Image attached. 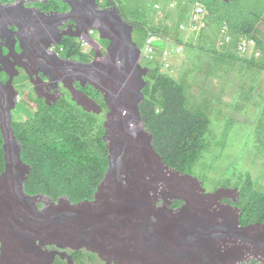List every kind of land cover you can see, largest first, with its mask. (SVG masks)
I'll return each mask as SVG.
<instances>
[{
    "label": "trees",
    "instance_id": "16d2710c",
    "mask_svg": "<svg viewBox=\"0 0 264 264\" xmlns=\"http://www.w3.org/2000/svg\"><path fill=\"white\" fill-rule=\"evenodd\" d=\"M0 1L6 4L15 3L18 0ZM96 1L109 7L117 6L119 10H122L123 18L135 27L133 40L141 50H144L146 41L151 36L158 39H173L172 42L174 41L177 45L185 44L179 35V28L183 23L182 13L185 9L187 11L191 9V18L193 19L195 5L200 4L204 8L201 20L205 22L206 28L208 27L206 22L217 20V34L220 35L221 28L226 26L232 39L229 45L220 48V50H212L205 47L204 44L190 41L186 43V46L198 48L213 55L215 62L221 65L225 75L231 73L230 78L238 76L231 82L233 85H244L241 76L245 74L244 72H248L245 69L254 72L252 78L255 83L256 80L259 82L260 75L264 73V37H262L259 27L262 16L258 13H248L243 7L232 9L237 4L236 2L241 0H196V2H193L195 0H173L168 5V7L172 6V9L169 10L170 14L158 22L156 19L159 9L156 7L161 8L158 3L153 4L151 13L141 5L140 10L132 17L133 21H130L127 16L125 17L124 9L120 7L122 1ZM2 3H0V17H8L11 12L16 13L18 7L24 5L21 3L19 6H4ZM79 5H83L87 11L92 8L101 15V20L105 18L103 11L106 8L101 6L102 9H99V5L90 0H83L79 2ZM189 5H193V8H189ZM60 17L63 18V16ZM20 18L28 19L21 15ZM36 24L39 25L38 28L42 26L41 21ZM56 27L62 31V33H58L57 41L64 44L61 46L66 48L67 60H77L69 61L72 68L80 69L77 66L89 68L86 74L87 79L78 78L81 73L79 70H77L76 79L69 66L63 72L64 77H71L72 80H70L73 83L74 81L90 83L92 80L94 87L104 95L108 102L110 113L104 124L94 114L84 112L72 103L66 95L51 106L45 104L42 107L37 102H33L34 100H31L30 104H25L27 109H24L25 113L23 114L27 119L19 118L12 124L9 123L8 134L1 123L0 174L5 172L0 175V179H10L13 166L14 169L22 168L23 175L20 180H15L14 189L18 196L32 204L33 211L39 218L38 223L49 222L50 228L55 226L64 229L69 237L66 240H61L55 237L47 239L42 236H33L25 239L22 236H16L14 240L24 243L23 247L25 248L29 246L28 249L37 256H47V264H86V261L94 263L98 257L83 249L86 246L90 248L89 251H96L94 241L91 239V229L89 230L90 223L86 222L83 217L73 216L66 209L53 207L63 199L68 208L82 211L84 208L96 205L101 200V195L105 194L109 184L115 182L123 187V175H126V181H130L138 169L135 161L139 157L136 158L135 155L141 151L143 144L147 146L150 154L159 161L164 169L177 177L182 176L194 181L199 190L206 194L205 196L216 198L220 201V205L238 211L240 217L237 222L241 225L240 231L246 232L253 225H264V188L250 175L235 177L232 183L231 180L225 181L226 185L237 193L236 200H229L227 194L219 195L218 191L206 193L202 183L197 178L190 176L193 175V172L198 171L196 169H201L204 166L206 159L204 157L212 145L210 134L212 122L206 110L189 105L187 89L183 84L163 72L161 62L158 60L149 61V65H144L148 69H139L140 76L137 75L136 78L137 80L145 79V82L140 88L133 85L138 94L137 98L133 104L122 107L117 98L107 91L106 84L116 75L122 74L129 85L132 79L129 69L125 68L121 61L117 66H113L112 61L116 59L112 50L113 54L107 55V61H102L97 57L90 64L78 62L82 61L80 59L85 55L79 54L82 47L80 43H70L73 40L69 38L68 22L65 20L64 23L56 24ZM197 35L200 38L202 36L199 32ZM244 39H253L257 42L261 52L259 57H256V54L249 57L248 54L238 52L239 43ZM124 40H126L124 35L118 34L117 38L113 40L114 49L120 41L124 42ZM127 41L130 42V40ZM108 46L104 47L108 48ZM153 48L156 51L160 50L155 46V43ZM102 66L106 68V73ZM97 67L102 69V76H96L94 73V69ZM33 69L31 68V70ZM37 72L32 76L34 80L39 79L36 77ZM42 72L41 69L40 73ZM82 74L84 73L82 72ZM248 76L245 74V77ZM2 79L4 80V78ZM46 87L44 85L42 89ZM91 90L100 98L97 100H101L103 103L100 93L92 88ZM103 106L107 110L104 103ZM4 111L3 109L2 112ZM6 120L4 119V123ZM206 170L210 173L214 172L213 167L206 168ZM206 176L205 178L208 179L209 174ZM231 184H234V187ZM153 192L156 194L155 201H158V188H154ZM160 194L164 206H173L172 211L178 214H184L187 211L188 205L184 198L165 193ZM43 196L50 199L51 206L46 207L43 203V208L39 209L38 205ZM230 201L237 204L229 205ZM6 224H9L8 221L2 220L0 226H6ZM156 229L154 218L150 221L146 220L145 223L139 225L137 231L139 238L134 241H138L141 247L149 249H159L162 246L164 251H167L169 245L172 248L170 252L176 258L183 259L181 260L183 264L198 263V244L201 240L206 239L209 233L207 229L200 227L198 232L193 230L191 235L166 234V238L160 236ZM68 241L79 243L81 247L69 244ZM9 243L10 239L0 237V264H12L7 253L10 249ZM194 246L197 247L196 250L192 248ZM105 253L107 254L105 250H100L98 255L107 263L110 257Z\"/></svg>",
    "mask_w": 264,
    "mask_h": 264
},
{
    "label": "rangeland",
    "instance_id": "374dc122",
    "mask_svg": "<svg viewBox=\"0 0 264 264\" xmlns=\"http://www.w3.org/2000/svg\"><path fill=\"white\" fill-rule=\"evenodd\" d=\"M28 1L37 2V0ZM40 1L42 2H31L33 9L30 8V4L24 6L23 9L26 11L36 10L42 14H49V12L52 14L54 12L61 14L66 9H69L58 0H50L49 4H44L45 0ZM120 1H122V6L120 7L124 9V15L130 21H133L132 17L140 10L141 5L144 6L147 12L151 13L153 11V4L158 3L161 6L159 11H157L158 17L156 21L158 22L167 14H170L168 5L173 0ZM193 2H196V0ZM23 3L25 4V1ZM236 3L232 9L243 7L248 13H258V15L262 16V22L259 24V27L261 35L264 37V0H241ZM72 7H74L72 9V15L76 14L77 18V30L83 24L87 27L94 26L97 31L103 28L107 32L108 40H100L99 35L101 32L98 31L99 35L95 39L98 40L99 44L101 41L106 46L110 40H115L118 34L124 35L126 40L119 42L123 44L124 50L115 52L113 55L116 60L112 62L113 66H117L119 61H121L124 67L129 69L132 79L128 85L122 74H118L106 84V89H108L107 91L113 97L117 98L120 106L123 107L124 105L127 106V104H133L138 95L133 85L140 88L145 82L144 79L137 80L136 78L137 75L140 76L139 69L143 68L140 64L141 61H139L141 50L134 48L127 41L133 39L130 33L134 26L128 24L124 20L125 18H122V10H120V14V12L117 13L113 8L106 9L103 11L105 18L101 20L100 16L89 13L83 5H79L78 0H74ZM188 7L193 8V5H189ZM191 11V9L188 11L185 9L182 13L181 20L187 30L179 32V35L184 42L191 39L195 40L197 37L189 31L192 23ZM4 19L5 17H0V33L8 31ZM20 21L23 22L24 20L20 18ZM206 24H208V27L203 29V32L201 31L202 36L199 43L204 44L205 47L211 48L212 50H218L220 35L216 32L218 27L217 20H212V22L208 21ZM24 26L27 27V25ZM29 26L31 27V24ZM82 29L84 28L82 27ZM39 30L41 29L39 28ZM39 30H37V33L42 40L50 39L46 33ZM27 31H29V27L26 28ZM14 32L17 33V31ZM2 39L4 40V37ZM12 40L13 45L16 43L15 48L21 47V44L15 41L18 39H10L9 36L8 41L11 42ZM21 42L23 43L25 41L21 39ZM48 43H51V40ZM70 43L83 44L80 40H73ZM193 43H196V41ZM2 44H4L5 48ZM0 46L4 48L1 49V56H5L4 54H6L5 58L7 60L13 57L11 48L8 49V46H10L8 42L5 44L1 41ZM155 46L160 48V50H172L176 47L175 44L167 45L162 41H157ZM64 48V46H61V53L57 54L61 60H63L61 56ZM65 51L64 56L67 54V51ZM18 52H21L20 49H18ZM80 54H84L86 57H93L89 46L82 45ZM13 60L15 61L9 60L10 65L7 64L0 68V74L2 73L1 77L6 82H2L3 85L9 88L11 93H14V98H11V106L8 105L10 107L8 116L10 120L13 116V121L19 118L25 120L27 119L25 114H23L25 113L23 112L24 109H27L25 104H30L31 100H34L33 102H37L42 107L45 104L51 105L47 104L43 99L40 100V96L38 98L37 92L39 87L37 86L38 90L35 89V92L30 83L29 76L25 74V70H13L8 74L9 79L5 78L6 74L4 73L12 65L15 66L20 62V58L16 55ZM168 62L171 64V68L165 69L163 72L184 85L187 89L189 105L194 108L206 110L212 122L210 133L212 145L204 157V159L206 158L204 166L201 169H196L198 171L193 172V175L190 176L197 178L202 183L206 193H215V190H217L219 195L227 194V199L229 200H236L237 193L231 190L233 188L226 185L225 181L228 182V180H231L230 182L232 183L235 177L239 178L242 175H250L256 182H260L264 188V73L260 75L259 82L256 80L255 83L252 78L254 72L245 69L248 72L244 73L249 76L245 77V74L241 76L244 85H233L231 82L233 79L238 78L237 75L230 78L231 73L225 75L223 68L215 62L213 55L208 52H203L198 48L190 47H185L180 55L172 56ZM149 64L147 61L142 60V65ZM26 71L29 72L27 69ZM16 73L19 75H16ZM241 77L239 76V81ZM32 81L33 83H38L39 79L34 80L32 78ZM63 81L66 84V89L70 93L67 94V97L84 112L92 111L85 108V106L89 107L88 102H92L96 108L97 105L99 106L97 95L92 92L91 88L90 91L85 92L86 87L84 88L82 84L76 81L73 84L75 89L72 90L68 81L65 79ZM43 87L44 85H41V89ZM41 89L40 92H42ZM126 91H130L132 95H127ZM51 92L54 93L53 96H57L55 90ZM91 93L92 95H90ZM4 95L6 96V94ZM15 97H18L17 103L15 102ZM54 102L52 101L51 103ZM100 103H102L101 100ZM1 105L3 106L2 103ZM105 105H109L107 101ZM2 106H0V111ZM3 109L5 111L0 113L2 115L0 117V129L1 123H3L5 132L8 134V124L12 121L8 119L5 107ZM96 111L98 114H95V111L87 113L94 114L100 122L105 123L107 114L106 107L103 106V109L101 107L99 109L97 108ZM4 119H7L6 123H4ZM141 147V151L135 155L136 158L139 157L135 161L138 172L136 171L133 174L130 181H126L127 177L123 175V187L115 182L109 184L105 194L101 195V200L90 208H84L85 211L68 208L66 201L63 199L53 207L66 209L73 216L83 217L86 222L90 223L91 228L89 230L91 229V236L97 241L96 251H89L90 248L86 246L83 249L86 252L96 255L98 260L94 263L86 261V264H105V261L98 256L100 250H105L110 257L109 262H107L108 264H183L181 262L183 259L176 258L170 252L172 248L169 245L167 251H164L162 246L159 249H149L141 247L138 241H134L139 238L137 237L139 235L137 233L139 225L153 218L157 225L156 231H159L160 236L163 238H166V234L177 236L191 235L193 234V230L198 232L200 227L208 230L209 233L206 239L201 240L198 244L199 261L196 264H250L252 262L264 264V230L256 229L248 233H246L247 231H240L241 225L237 222L238 217H240L238 211L220 205V201L216 198L205 196L206 194L199 190L194 181L183 178L182 176L177 177L167 171L150 154L146 145L143 144ZM212 167L214 168V172H207L208 170L206 168ZM11 169L10 179H0V224L2 220H7L9 223L6 226H0V237L10 239V249L7 252L9 261L12 264H47V256L35 255L28 249L29 246L25 248L23 247L25 245L24 243L14 240L16 236H22L25 239L33 236H42L47 239L55 237L61 240H66L69 237H67L64 229L55 226L50 228L51 225L49 222L43 224L38 223L39 218L35 215L32 204L21 199L14 189L15 180H20L24 170L18 167ZM206 175L208 179L205 178ZM231 185L234 187V184ZM154 188H158V201L154 199L156 196L153 192ZM160 193L184 198L188 205L187 211L184 214H178L172 211L173 206H164ZM43 203L46 207L51 206L45 196L41 197L39 205H43ZM224 203L228 204L226 202ZM232 204L236 205L237 203L234 201L231 204L229 203V205ZM244 234L246 235L245 237ZM86 241H88V238H86ZM68 243L81 247L79 243L77 244L74 241H68ZM192 248L197 249L195 246Z\"/></svg>",
    "mask_w": 264,
    "mask_h": 264
},
{
    "label": "bare ground",
    "instance_id": "6f19581e",
    "mask_svg": "<svg viewBox=\"0 0 264 264\" xmlns=\"http://www.w3.org/2000/svg\"><path fill=\"white\" fill-rule=\"evenodd\" d=\"M21 1H26V0H21ZM28 1V0H27ZM58 1H60V2H62L63 4H65L69 9H66L64 12H60L61 14H59V13H54V14H52L51 12H49V14H42V13H40V14H42V15H49V21L48 22H46V19H43V20H39L38 19V21H41V23H42V27H44V29H45V31H47V35L50 37V39H48V40H45V39H41L40 37H39V35H38V33H37V30H33V33H31V31H27L26 32V28L27 27H29L30 28V24L32 25V23H34L33 22V20H31V19H24V21H26V24L25 25H27V27H25V26H22L20 23H22L21 21H20V19H18V21L17 22H13L14 20H16L17 19V17L19 16L20 17V14L17 16V14L15 13V12H11L10 13V15L8 16V17H5V19H4V22L6 23V25H7V29H8V31H5L4 33H0V37H1V39H0V42L1 41H3V43H5V44H7V42H8V44L10 45V46H8V49H10L11 50V54H14V52L16 53L17 51H18V49H20V53L18 52L17 54H21V55H23L24 53H25V55L22 57V58H20V62L17 64V65H13V68L11 67L8 71H6L4 74H6V76H7V78H8V74H10L13 70H16V71H20V70H25V74L27 75V76H29V78H30V83H31V85L33 86L32 88H34V91H35V89H37V86L39 87V90H38V92H37V96H38V98H39V96L41 97L40 98V100L41 99H43V100H45V102L47 103V104H50V105H53V104H56L57 102H59L61 99L60 98H63L64 96H66L67 94H70L69 93V90H67L66 89V87H65V83H64V81H63V79H65L66 81H68V83H69V85L72 87V90H74L75 88L73 87V82L71 81L72 79H71V77H64V75H63V72L67 69V67L69 66V68H70V71L73 73V75L75 76V78L77 79V70H79L81 73H79L80 75L78 76V78H80V79H87V77H86V74L88 73V67H81V66H77V67H80V69H75V67H73L72 68V66L69 64V61H77V60H67L68 58H66L65 56H64V51L62 52V56H61V58L63 59V60H61L60 58H58V55H56V54H60L61 53V50H58L60 47H61V45H62V43L61 42H59V41H57V36H58V33H62V31L60 30H58L57 28H56V24H61V23H64V21L66 20L67 22H68V33L70 34L69 35V38H71V40H77L78 41V39L79 40H83L84 42H86L88 45H90V52L93 54L94 53V55H93V57L91 58V57H86V56H83V58L82 59H80V60H82V61H78V62H82V63H84V64H88V63H91V62H93L94 61V59H96L97 57L100 59V60H102V61H107L108 60V57H107V55L108 54H113V53H115V52H121L122 50H124V46H123V44H120V43H118L117 44V46H116V49H114V47H113V44H114V41L113 40H110L109 41V43L107 44V45H111V46H108V48H104V44L100 41V44L99 43H97L98 42V40H96L95 39V37L97 36L98 37V35H99V32L98 31H100L101 33H100V35H99V37H100V39L101 40H108V39H105L104 37H107L108 38V34H107V32L103 29V28H101V29H99L98 31L94 28V26H92V27H87V26H85V25H83V24H81V28L79 29V30H77V25H76V14L75 15H72V9L74 8V7H72V4H74V0H58ZM83 0H81V1H79V2H82ZM90 1H92V2H94L96 5L98 4L99 5V9H102V7H104L105 5H103L102 3L101 4H99V3H97V1L96 0H90ZM29 2V1H28ZM39 2H42V1H40V0H37V3H39ZM49 2H50V0H45L44 1V4H49ZM235 2V1H234ZM1 3V2H0ZM8 5L10 4V3H7ZM26 4V3H25ZM24 4V5H25ZM3 5V4H2ZM5 6V5H4ZM102 6V7H101ZM101 7V8H100ZM30 8H32V6H31V2H30ZM44 8V7H43ZM90 8V7H89ZM114 9L117 13H119L120 11H119V9L117 8V7H109V6H106V9ZM33 9V8H32ZM45 9V8H44ZM32 11H34V10H32ZM40 12H42V11H40ZM89 13H91V14H93V15H98V16H101L99 13H97V12H95L92 8H90V10L88 11ZM121 14V13H120ZM28 15V14H27ZM58 16H59V18H58ZM60 16H63V18L62 17H60ZM122 16V15H121ZM18 17V18H19ZM39 16H36V20H37V18H38ZM123 18V17H122ZM34 19V20H35ZM124 19V18H123ZM23 21V22H24ZM126 21V20H125ZM127 22V21H126ZM12 24V25H11ZM129 24V23H128ZM42 27H40V29L42 30L43 28ZM82 27L84 28V29H82ZM134 30H135V27L134 28H132V30H131V33H130V36H131V38H133V33H134ZM9 31H11V32H9ZM14 31H17V33H15ZM90 31H95V33L97 32L98 34H93V36L91 37L90 36ZM7 32V33H6ZM9 32V33H8ZM24 32V34H22ZM6 33V34H5ZM9 36H10V39H14V38H16V39H18V40H15L16 42H18L19 44H21V47L20 48H15V46H16V43L13 45V40L11 41V42H9L8 41V38H9ZM2 37H4V40L2 39ZM103 37V38H102ZM21 39H22V41L24 40L25 42H21ZM33 39H34V41H33ZM51 40V43H48L49 41ZM69 40V39H68ZM97 42H96V41ZM130 40V42H131V44L133 45V47L134 48H139L138 46H137V44L136 43H134V41H133V39H129ZM48 43V44H47ZM46 45H48V49L50 50V48L51 47H58L57 48V50L59 51V53H58V51H56V53L54 52V57L56 58L55 60L58 62V64H55L54 63V61H53V58H52V54L46 49ZM2 46L4 47V44H2ZM3 47H1L0 46V66L2 67L3 65H7V64H9L10 65V63H9V60L10 61H14L13 60V57H11L9 60H7L6 58H4V57H2L1 56V49H4ZM25 49H26V52H25ZM93 49V50H92ZM140 49V48H139ZM108 50V51H107ZM111 50L113 51V53L111 52ZM141 50V49H140ZM80 51H81V48H80ZM99 53H98V52ZM141 53V56H140V58H139V61H141V57H142V51L140 52ZM3 54H4V50H3ZM17 54H16V56H17ZM51 54V55H50ZM66 54V53H65ZM79 54H80V52H79ZM90 54V53H89ZM105 56H104V55ZM5 56H6V54H4ZM8 55V54H7ZM12 56H14V55H12ZM79 56H81V55H79ZM65 57V58H64ZM106 57H107V59H106ZM75 58H77V57H75ZM75 58H73V59H75ZM6 59V60H5ZM14 59H15V57H14ZM70 59V58H69ZM27 60V61H26ZM65 60V61H64ZM68 61V62H67ZM84 61H86V62H84ZM6 64H5V63ZM46 64L47 65H49L48 66V68L47 69H45L46 67H44V66H46ZM141 64V63H140ZM142 66V65H141ZM26 68L29 70V72H27L26 71ZM31 68H34L33 70H31ZM102 68H103V70H104V72L106 73V68L105 67H103L102 66ZM41 69L43 70V72L42 73H40L41 72ZM145 69V68H144ZM146 70V69H145ZM38 71V72H37ZM40 71V72H39ZM36 72H37V76L36 77H38L39 78V82L38 83H33V81H32V76H34V75H36ZM82 72L84 73V74H82ZM147 72V71H146ZM94 73L96 74V76H102L103 74H102V69H99L98 67L96 68V69H94ZM2 74V73H1ZM1 74H0V79L3 81V82H5V80H3L2 78L3 77H1ZM52 74V75H51ZM16 75H19V74H17L16 73ZM52 76H55V77H52ZM16 77V76H15ZM14 77V78H15ZM68 78V79H67ZM9 79V78H8ZM71 79V80H70ZM145 80V79H144ZM8 81V80H7ZM27 82H28V80H27ZM74 82H76V81H74ZM6 83V82H5ZM7 84H9V83H7ZM35 84V85H34ZM80 84H82V86L85 88L86 87V89H85V92H88V91H90V88H94L97 92H99L100 94H102L98 89H96L95 87H94V85L92 84V80H90V83L89 82H83V83H80ZM41 85H45V86H47L46 88H44V89H41ZM88 85V86H87ZM81 86V88H83ZM7 87H11V86H7ZM78 87V86H77ZM146 87V86H145ZM40 89L41 90H43V93H41L40 92ZM145 89V88H144ZM143 89V90H144ZM52 90H55L56 92H57V96H53L54 95V93H52L51 91ZM16 91V90H15ZM75 91H77V90H75ZM17 92V91H16ZM36 92V91H35ZM4 94H6L3 90H1L0 89V104L2 103L3 104V106L1 107V112L3 111V107H5V109H6V106H7V104H8V96H7V94H6V96L4 95ZM126 94L127 95H131V92L130 91H126ZM11 95L13 96V98H14V93H11ZM103 95V94H102ZM42 97H45V98H42ZM70 97H71V95H70ZM90 97V96H89ZM60 100H59V99ZM99 97H97V99H98ZM102 98H104L103 99V103L104 102H106L105 101V97H104V95H103V97ZM100 99V98H99ZM59 100V101H58ZM93 100V99H92ZM52 101H55L54 103H51ZM98 101V100H97ZM15 102L17 103L18 102V97H15ZM101 106H98L97 104V108L99 109L100 107H103V103H100V101L98 102ZM105 104V103H104ZM5 105V106H4ZM10 105H11V101H10ZM17 105V104H16ZM81 105H83V104H81ZM84 106V105H83ZM88 106L89 107H87V106H85V108H87V109H90V110H92V111H86V112H90V113H92L93 111H95L96 113L95 114H98L97 113V111H96V107H95V105L91 102H88ZM108 106V105H107ZM10 109V107H8L7 108V117H8V119L10 120V117L8 116V110ZM102 109V108H101ZM3 113V112H2ZM110 113V110H109V108H108V114ZM107 114V115H108ZM2 116V115H1ZM12 120V119H11ZM19 145H20V143H19ZM21 146V145H20ZM22 152V151H21ZM15 161V160H14ZM13 161V162H14ZM15 164H16V166H17V163H16V161H15ZM13 168H14V166H13ZM228 191V190H227ZM48 199V198H47ZM48 200H50V199H48ZM39 207V206H38ZM43 208V207H42ZM39 209H41L40 207H39ZM91 239H92V241H94V247L97 245V241L96 240H94L93 238H92V236H91ZM52 249V248H51ZM93 251V250H92ZM99 256V255H98ZM99 258H100V256H99ZM101 259V258H100ZM101 261H103V260H101ZM104 262V261H103ZM105 264H107L106 262H105Z\"/></svg>",
    "mask_w": 264,
    "mask_h": 264
},
{
    "label": "clouds",
    "instance_id": "9594fccd",
    "mask_svg": "<svg viewBox=\"0 0 264 264\" xmlns=\"http://www.w3.org/2000/svg\"><path fill=\"white\" fill-rule=\"evenodd\" d=\"M1 2V1H0ZM32 3H37V2H35V1H31ZM2 3V2H1ZM21 3H23V1H21V0H18L17 2H15V3H10V5H13V4H18V6L21 4ZM25 5H22V6H19L18 7V9L16 10V14H17V16L20 14L21 15V17L22 16H24V17H27L28 19H32V20H34L35 18H36V16H39L38 18H37V20L35 19L34 20V22L35 23H32V25H31V27L29 28V31H31V33H33V30H39V25H37L36 23L38 22V19L39 20H43V19H46V22H48L49 21V15H42V14H40L38 11H26V10H24L23 9V7L24 6H26L27 4H30V2H28L27 0L25 1ZM98 3V2H97ZM232 3V2H231ZM3 4V3H2ZM99 4H101V2H99ZM195 4V3H194ZM3 5H8L7 3L6 4H3ZM196 6V8H195V13H196V10L198 9V8H201L202 10H203V13L202 14H200L199 15V21L198 22H193V19H192V23H191V25H190V28H189V31L191 32V34H193V35H196L197 37H196V39L194 40V39H191V40H189L190 42H195L196 41V43H199L200 42V40H201V38H200V36H198L197 35V33L199 32L200 34H201V31L203 32V29H205L206 28V26H205V22L204 21H202L201 20V17H203V14H204V8L202 7V6H200V4L199 5H195ZM194 6V7H195ZM111 7H113V6H111ZM114 7H117V6H114ZM101 8V7H100ZM118 8V7H117ZM157 9H159V6H157L156 7ZM168 9L169 10H171L172 9V6H170V7H168ZM120 11V10H119ZM121 13V12H120ZM194 13V14H195ZM28 14V15H27ZM19 17V16H18ZM17 17V19L16 20H14L13 22L15 23V22H17L18 21V19H20V17L18 18ZM125 20V19H124ZM16 24V23H15ZM22 26H24L25 24H26V21H24V22H22V23H20ZM12 25V24H11ZM17 25V24H16ZM18 26V25H17ZM42 27V26H41ZM43 29L42 30H39V31H43L44 33H47V31H45V29H44V27H42ZM57 28V27H56ZM179 30H180V32H184V31H186L187 30V28H186V26L182 23V26L179 28ZM135 31V30H134ZM221 31H222V28H221ZM220 31V40H219V42H218V49L220 50V48H224L226 45H229V43H225V38H224V36L222 35V32ZM7 33V32H6ZM5 33V34H6ZM9 33V32H8ZM95 33V31H90V36L92 37L93 36V34ZM95 34H98L97 32L95 33ZM134 34V33H133ZM228 36H230V41H231V35H229V33H228ZM99 39H100V37H99ZM150 39H153V42H152V44H148V41L150 40ZM79 40V39H78ZM101 40V39H100ZM172 40L173 39H170V38H166V39H158L157 37H155V36H151V37H149L148 38V40L146 41V45H145V48H144V50H141L142 51V59H141V65H142V60H145V61H147V62H149V61H155V60H158L159 62H161V66H162V70L164 71L165 69H170L171 68V64L168 62L169 61V59L172 57V56H178V55H180L183 51H184V49H185V47H187L186 46V43H188L189 41H185V44H176V43H174V41L172 42ZM199 40V41H198ZM83 44H81V45H84V46H89L90 47V45H88L86 42H84L83 40H80ZM96 41V40H95ZM134 41V40H133ZM157 41H162V42H165L167 45H169V44H175L176 45V47H175V49H172V50H168V49H165V50H158V51H156L154 48H153V44L154 43H156ZM97 42V41H96ZM242 42V41H241ZM240 42V43H241ZM98 43V42H97ZM135 43V42H134ZM240 43H239V45H240ZM138 46V45H137ZM48 47V45H46V49L52 54V58H53V61H54V63L55 64H58V62L55 60L56 58L54 57V52L56 53V51H58V50H61V47L57 50V48L58 47H51L50 48V50L47 48ZM149 47H151L152 48V50H153V52L152 53H150V52H148V49H149ZM179 48H181V52L180 53H177L176 51H177V49H179ZM238 48H239V46H238ZM238 48H237V50H238ZM257 49H258V45H257ZM217 50V49H216ZM259 50V49H258ZM260 51V50H259ZM25 52H26V49H25ZM238 52H239V50H238ZM240 53V52H239ZM17 54V52L16 53H14L13 55V59H14V57H15V55ZM50 54V55H51ZM241 54V53H240ZM21 54H17V56L19 57V58H22L24 55H25V53L23 54V55H21ZM57 55V54H56ZM104 55V54H103ZM249 55V57H251L253 54H248ZM105 56V55H104ZM2 57H4L5 58V56H2ZM1 58V57H0ZM59 58V57H58ZM6 60V59H5ZM95 60V59H94ZM15 61V60H14ZM65 61V60H64ZM1 62V61H0ZM5 63V62H4ZM13 63H15V62H13ZM92 63V62H91ZM6 64V63H5ZM88 64H90V63H88ZM4 66V65H3ZM6 66V65H5ZM48 66L49 65H47L46 64V66H44V67H46L45 69H47L48 68ZM142 67L143 68H147L146 66H144V65H142ZM0 68H1V66H0ZM12 68H13V65H12ZM3 69V68H2ZM148 69V68H147ZM1 70V69H0ZM16 71V70H15ZM3 81L0 79V89L1 90H3L6 94H7V96H8V104H7V106H6V110H7V108H8V105H10V101H11V98H13V96L11 95V91H10V89L9 88H6L4 85H3V83H2ZM88 86V85H87ZM15 90V89H14ZM96 91V90H95ZM18 93V92H17ZM99 93V92H98ZM101 95V94H100ZM18 96H19V94H18ZM102 96V95H101ZM103 97V96H102ZM59 99V98H58ZM104 99V98H103ZM60 100V99H59ZM105 103V102H104ZM95 104H97V103H95ZM0 106H2L1 104H0ZM11 106V105H10ZM99 106H101L100 104H99ZM107 106V105H106ZM102 108V107H101ZM0 113H1V111H0ZM107 114H108V109H107ZM107 114H106V117H107ZM0 117H1V114H0ZM1 119V118H0ZM143 119V118H142ZM106 121V120H105ZM13 123V116H12V122H11V124ZM105 124V123H104ZM12 128H13V126H12ZM105 128V127H104ZM14 130V129H13ZM14 134H15V132H14ZM3 138V137H2ZM4 141V140H3ZM19 143V142H18ZM4 144V143H3ZM21 148H22V146H21ZM5 172V171H4ZM3 172V173H4ZM2 173V174H3ZM2 174H0V175H2ZM232 190V189H231ZM217 191V190H216ZM215 191V192H216ZM47 198V197H46ZM62 199V198H61ZM40 206H42L43 207V205H39V207ZM42 207H40L41 209H42Z\"/></svg>",
    "mask_w": 264,
    "mask_h": 264
},
{
    "label": "built area",
    "instance_id": "2783aa9c",
    "mask_svg": "<svg viewBox=\"0 0 264 264\" xmlns=\"http://www.w3.org/2000/svg\"><path fill=\"white\" fill-rule=\"evenodd\" d=\"M203 13V10L201 8H198L196 10V13L194 15V18H193V22H198L199 21V15ZM222 35L224 36L225 38V43H229L230 42V36H228V29L226 26H224L222 28ZM153 42V39H150L148 41V44H152ZM239 52L241 54H256V57H259L261 52L257 49V42L253 39H244L242 40V42L240 43L239 45V48H238ZM148 52L152 53L153 50L151 47H149L148 49ZM177 53H180L181 52V48L177 49L176 51Z\"/></svg>",
    "mask_w": 264,
    "mask_h": 264
},
{
    "label": "water",
    "instance_id": "95a60500",
    "mask_svg": "<svg viewBox=\"0 0 264 264\" xmlns=\"http://www.w3.org/2000/svg\"><path fill=\"white\" fill-rule=\"evenodd\" d=\"M256 229H262V230H264V225H261V224L253 225L246 233H248L249 231L256 230ZM245 234H244V237L246 236Z\"/></svg>",
    "mask_w": 264,
    "mask_h": 264
}]
</instances>
